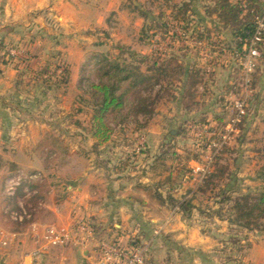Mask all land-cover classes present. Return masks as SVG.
<instances>
[{
  "label": "rangeland",
  "instance_id": "obj_1",
  "mask_svg": "<svg viewBox=\"0 0 264 264\" xmlns=\"http://www.w3.org/2000/svg\"><path fill=\"white\" fill-rule=\"evenodd\" d=\"M59 2L60 0L49 1L47 8L32 12L30 18L26 16L21 24H16L4 8L5 1L0 0V33L2 31L0 61L7 63L5 65L16 72L13 91L10 94L0 95V119L6 123L1 130L0 151L3 150L9 156L13 151L16 128L11 126L5 117H13L14 109H16L19 117L30 118L36 123L34 126L23 128L26 132L23 129L20 130L32 138L31 143L29 140L22 143L24 148H31L37 156H41L37 168L34 166L33 169H41L43 165H46L45 161L54 168L61 167L63 165L61 155L67 151L70 152V157L74 156L69 164L72 171L83 165L86 166L85 163H79L77 156L84 150L94 153L96 149L89 140L93 107L90 105V97L86 89L80 88L78 83L81 77L94 80L91 73L92 58L105 55L109 59H117L120 62L124 59L127 63L135 64L140 62L142 56L168 58L175 50L182 49L186 52L187 58H183V55L177 52L180 59L188 64L195 62L204 74L207 72L206 69L209 70L208 72L213 70L209 79L206 75L204 77V81L207 82L206 88L203 87L206 90L205 95L201 96L204 91L200 89L196 98L198 105L194 106L193 110L187 111L185 106L191 102L184 90L188 86L182 88V82H174L170 90L175 99L169 96L163 98L156 106L155 113L149 116L150 118L147 117L149 121L146 127L137 130L138 126L130 123L126 131L119 127L115 128L116 132L111 142L113 146H116L115 152L121 154L126 145L135 148L141 146L142 142L143 146H150V149L155 151L163 136L165 144L166 142L170 145L174 144V148L181 156L180 159H183L200 154V147L205 140L217 135L220 140L212 141L213 146L200 154L199 162L194 160L175 162L186 170L188 168L199 170L193 173L194 180H184L182 193L185 188H196L197 184L201 183L223 146L226 147V152L221 155L219 164L228 166L234 189L240 193H247L264 188V182L257 174L264 166V159H262L264 152V44L260 46L261 57L256 63V71L252 73L256 72L258 79L256 87L250 88L251 92L247 95L240 96L236 93L230 95L229 90L235 92V89H238L235 85V77L239 66L235 60L230 59L226 49L219 50L226 46L233 47V40L230 31L224 29L215 16H208L205 13V3L198 0H121L119 7L113 6V2L109 5L116 11H108L101 16H94L92 10H85L80 15V25L83 27L76 30L73 25L67 28L64 14L54 8ZM186 2L190 3L189 11L186 13L190 26L192 28L194 26L200 32L207 30V34L204 35L206 39L195 38L190 35V32L185 33L180 29L183 23L170 18L173 6H181ZM136 10L149 13V19L145 21ZM260 13L264 15V0L260 1ZM160 14L168 18L171 32L168 35L162 34L163 30L155 28L163 22ZM152 18L155 20L153 21ZM34 20L39 23H34ZM40 24H43V27ZM150 36L152 37L149 38ZM142 39L145 43H142ZM195 40L203 41L206 47L203 49L196 47ZM206 50L215 52L214 69L211 66L207 68L209 65L205 60L197 59L199 55L196 57V54ZM151 62L152 60L147 65H142V71H145L146 66ZM239 71L241 73V70ZM252 74L250 83L255 79ZM212 81L213 84L210 83ZM143 88L140 90L144 98L153 97L158 90V87L152 91H145ZM245 97L244 113L239 115L234 104L236 100ZM215 115L225 117L223 132L220 128L217 131L215 123L210 126L191 124V118H196V122L201 118L211 121ZM139 121L144 123L147 120L139 117ZM41 124H46L47 127L43 128ZM240 124L242 126H238ZM172 139L174 143L170 141ZM107 147L103 149L104 152L102 151V158L109 157L111 151ZM50 152H55V156L51 159L52 155H48ZM5 160H7L3 163L5 170L0 175L1 185L4 180L12 177L9 175L10 169L8 170L9 161ZM18 161L24 162L25 159L21 158ZM171 163L168 161L167 168L173 167ZM25 167L30 170L29 165ZM4 177L6 179L3 180ZM13 179L15 178L12 177L6 182L11 192L14 189H11L9 181ZM226 183L228 180L224 179L220 186ZM212 196V194L199 196L194 203L201 210V213L196 212V214H199L200 219L205 218L204 221L202 220V228L217 232L225 225L229 228V224L222 225L206 219V215L211 214L208 206H211L213 210L218 207L213 204L212 199L210 200ZM223 214L227 215L225 207ZM88 222L91 223V221ZM234 230V227L230 232L227 229L224 236L225 242L217 247L216 250L219 252H215L213 256L217 264H250L244 262L243 257L250 248L253 238L249 231L237 234ZM258 231H264V221H260ZM237 239L240 241L239 245L232 244L231 241Z\"/></svg>",
  "mask_w": 264,
  "mask_h": 264
},
{
  "label": "crops",
  "instance_id": "obj_2",
  "mask_svg": "<svg viewBox=\"0 0 264 264\" xmlns=\"http://www.w3.org/2000/svg\"><path fill=\"white\" fill-rule=\"evenodd\" d=\"M3 1L4 8L16 24H21L26 16L30 18L32 12L47 8L49 1L51 2V0ZM112 2L113 6L117 7L121 4V0H60L54 8L64 14L67 28L73 25L79 30L83 27L80 25L82 12L92 10L94 16H101L108 11H116L109 6ZM34 23L39 22L34 20ZM40 26L43 27V24ZM225 49L229 52L230 59L235 60L239 66L235 48L226 46ZM214 56L215 52L211 50L196 54L197 59L207 62L209 65L207 68L211 66L213 69L216 65ZM239 70L240 66L235 77L238 89H235V92L229 90L230 95L236 93L242 96L251 92V85L248 92L244 91L243 78ZM207 72L205 75L208 79L213 70L208 72L210 75ZM15 78V70L0 61V95L13 91ZM256 81L258 83L257 76ZM210 83L213 84V81ZM200 89L204 91L205 88L202 85L198 86L197 93ZM204 93L205 91L201 96H204ZM18 114L14 109L13 117H5V120L16 128L13 151L10 156L3 150L0 151V175L5 170L3 163L8 159L10 165L8 170L11 171L9 175L17 180L13 192L8 191L6 184L12 177L6 181L4 177V182L0 184V264H26L32 252L38 250L37 264H97L98 243L108 238L119 240L125 245L134 240H138L141 245L147 244L149 264H217L213 256L217 252V247L225 242L227 222L215 215H206V219L225 226L217 232L205 230L201 226L205 218L200 219L197 211L193 210L189 217L183 216L179 211L178 206L184 196L190 198L199 184L196 188H185L182 193L184 180H194L191 169L189 174L179 177L169 189L165 180L169 173L176 175V172L173 169L165 171L157 162L161 146L165 143L163 136L155 151H152L150 146H143L144 144L135 148L126 145L123 152L118 154L111 140L104 145L96 146L94 153L89 150L79 152L77 159L86 166L83 165L75 171L69 168L71 159H74V156L70 157L69 151L61 155L63 159L61 167L54 168L45 161L46 165L35 170L32 167L37 166L41 156H37L31 148H24L22 143L26 140H29V143L32 141L30 140L32 138L24 133L26 129L23 128L34 126L36 123L30 118H21ZM191 119L197 121L196 118ZM5 124V121L0 119V135ZM41 125L43 128L47 127L46 124ZM21 129L24 131H20ZM89 138L95 144L92 137ZM82 139L84 142L85 138ZM105 147L111 152L109 157L102 158ZM176 152L178 153V150ZM48 155H52L51 159L55 152ZM21 158L25 159V163L18 161ZM26 165H29L30 170L25 167ZM154 195L160 197H153ZM80 218L91 221L94 229L92 237L84 245L38 249L30 231L31 224L42 226L54 224L67 229ZM249 234L253 241L251 240V246L247 249L243 261L264 264V231L253 230L249 231ZM4 240L6 245L1 244Z\"/></svg>",
  "mask_w": 264,
  "mask_h": 264
},
{
  "label": "trees",
  "instance_id": "obj_3",
  "mask_svg": "<svg viewBox=\"0 0 264 264\" xmlns=\"http://www.w3.org/2000/svg\"><path fill=\"white\" fill-rule=\"evenodd\" d=\"M198 1L205 3V13L208 16H215L217 22L224 29L230 31L234 44L233 48H235L240 55H243V41L245 39L249 40L252 37L255 31V18L261 16V0ZM189 8V2L183 3L181 6H173L170 18L181 21L183 27L181 26L180 29L185 31V33L190 32V35L195 38L206 39L204 35L207 34V30L200 32L199 29L190 26L186 18V13L189 11ZM136 11H138L140 17L145 21L149 19V13L140 10ZM160 19H162L163 22L159 24V27L155 26V28L161 31L163 30L161 32L162 34H170L167 16L160 14ZM152 20L154 21L155 19L152 18ZM143 30L144 29H142V31ZM215 31L219 32L220 30L215 29ZM151 37L152 36L149 38ZM141 41L145 43L143 39ZM1 49L2 46H0V50ZM177 52L182 54L183 58H187L186 52L182 51V49L175 50L168 58L142 56L140 62L135 64L133 62L127 63L124 59L122 62L117 59H109L105 55L92 58L93 70L91 73L94 80L81 77L78 86L86 89L90 97V105L93 107V114L90 119V134L95 141L94 146H100L110 142L116 132L115 128L119 127L123 131H126L125 129L130 123L137 125V130L146 127L149 121L148 118H150L149 116L155 113L156 106L163 98L169 96L175 99L171 94L172 90H170L174 82H182V88L188 86L184 92L188 95L191 103L185 106V110L191 111L194 106L198 105V102H196L197 88L200 85L206 88L207 82L204 81L205 74L195 62L188 64L185 60L180 59V56H177ZM151 60V64L146 66L145 71H142L141 66L147 65ZM256 68L257 67H255V69ZM255 73L252 74V77L255 78L251 82L252 89L255 88L257 83ZM156 87H158V90L153 97L148 96L144 98L142 96L143 93H141L140 89L143 88L145 91H152ZM139 117L146 118L147 121L141 123ZM224 119V115H215L211 119L212 122H215L217 131L218 128H220L222 132L224 131ZM211 121L208 122L206 118H201L198 122H195L194 119H191V124L195 126H210L212 123ZM238 126H242V124ZM176 135L178 136L177 133ZM217 140H220L217 135L210 139H206L200 147L199 153H205L208 148L213 146L212 141ZM170 141L173 142L174 140L172 139ZM174 147V144L170 145L167 142L166 144L163 143L157 158L160 167L164 168L165 171L173 169L176 172V175H172V172L169 173L165 180L169 189L172 188L179 177H184L191 172V169L188 168V170H186V168L184 169L180 165H176L175 162L179 160L182 162L184 160L187 162L191 160L196 162L200 161V154L180 159L181 156H179ZM224 152H226V147L223 146L219 156L214 158L215 163L202 179L197 190L192 193L190 198L184 196L178 209L183 216L186 217H189L193 210L201 213L200 208L194 205L193 201L199 196L202 197L207 194H212L213 196L210 199H212L214 204L218 205V207L216 210H213L212 207L208 206V209L211 211L212 215H215L220 220H225L229 224V232L232 231L233 227L237 234L243 231L259 230L260 221H264V188L260 191L247 193H240L237 189H234L233 182L230 181L231 174L229 173L228 166L219 164L221 155ZM262 159H264V152L262 154ZM168 161L172 162V168H167ZM257 174L259 178L262 179V182H264V166ZM224 179H227L228 183L224 186H220V183ZM168 194L169 191H167V198ZM153 197L159 198L160 196L154 195ZM224 207L226 208L227 215L223 214ZM89 224L94 232L93 225L91 223ZM231 242L237 245L240 243L239 239ZM140 245L138 240H134L128 244V246L131 247H138ZM217 252H219V250H217Z\"/></svg>",
  "mask_w": 264,
  "mask_h": 264
},
{
  "label": "built area",
  "instance_id": "obj_4",
  "mask_svg": "<svg viewBox=\"0 0 264 264\" xmlns=\"http://www.w3.org/2000/svg\"><path fill=\"white\" fill-rule=\"evenodd\" d=\"M262 44H264V15L255 18V31L252 37L249 40L245 39L243 41V55L237 52L245 92H248L250 76L261 57L260 46ZM194 45L200 49L206 47L201 40H195ZM224 49L223 47L219 51H224ZM245 103L246 97L235 101L234 108L239 115L244 113ZM198 171V169H193V173H197ZM16 181V179H13L11 182L9 181L11 189H13L12 186L14 187ZM8 191H10L9 186ZM30 231L35 238L36 244H39L38 249L65 248L71 245L82 246L93 235V230L85 218L75 220L73 225L67 229L54 224L43 226L31 224ZM1 244L6 245V241H1ZM148 253L147 244L131 247L119 240H101L98 245L97 264H149ZM38 255L39 250L32 252L29 262L26 264H37Z\"/></svg>",
  "mask_w": 264,
  "mask_h": 264
}]
</instances>
